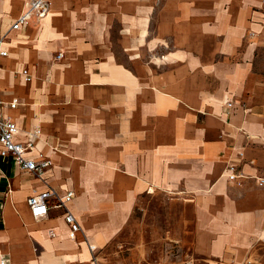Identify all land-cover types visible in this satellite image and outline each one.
<instances>
[{
	"label": "crops",
	"instance_id": "0c3cea01",
	"mask_svg": "<svg viewBox=\"0 0 264 264\" xmlns=\"http://www.w3.org/2000/svg\"><path fill=\"white\" fill-rule=\"evenodd\" d=\"M29 1L0 0L1 115L32 145L26 159L52 164L38 177L0 153V264H98L65 211L35 219L31 196L74 193L68 209L100 254L151 187L192 204L199 264H259L264 0H51L14 30Z\"/></svg>",
	"mask_w": 264,
	"mask_h": 264
},
{
	"label": "rangeland",
	"instance_id": "374dc122",
	"mask_svg": "<svg viewBox=\"0 0 264 264\" xmlns=\"http://www.w3.org/2000/svg\"><path fill=\"white\" fill-rule=\"evenodd\" d=\"M60 54L62 58L58 59ZM62 60L63 52L58 49L54 50L48 63L52 65ZM256 61V67L263 70L264 49L257 54ZM151 188L153 193L149 194ZM151 188L138 199L127 221V229L117 234L102 250L103 253L96 250L95 262L105 264L104 259H154L155 264H199L193 257L195 214L192 204L166 189ZM258 263L264 264V259Z\"/></svg>",
	"mask_w": 264,
	"mask_h": 264
},
{
	"label": "built area",
	"instance_id": "2783aa9c",
	"mask_svg": "<svg viewBox=\"0 0 264 264\" xmlns=\"http://www.w3.org/2000/svg\"><path fill=\"white\" fill-rule=\"evenodd\" d=\"M51 9V3L49 0H32L23 14L17 19L13 25L14 30H19L21 27L27 25L32 18L37 21L43 20L49 14ZM3 40L0 39V58L8 55L7 51L3 49ZM62 58V54L59 55L58 59ZM24 76L28 81L31 77L28 71L23 72ZM18 102L15 100L11 103V107L15 108ZM232 107V104H228ZM2 101L0 100V153L3 158L11 157L15 163L24 172L34 174L41 177L45 171L51 167V161L47 159H41L40 161H34L26 159L25 155L32 150V145L24 146L18 143L15 138L18 134L17 125L10 119H4L1 115ZM39 132L36 131L35 134ZM231 174L229 179L232 181L242 178L235 172V169H230ZM261 184L264 185V179L261 180ZM74 193L69 192L64 197H60L54 190H49L38 195L31 196L28 199V205L31 209V213L35 219H42L47 217L50 209H63L65 211L64 217L69 225V237L73 241H77L81 236L91 252H95L96 248L89 243L87 236L84 234L81 224L78 222L76 217L69 211L68 204L71 202ZM1 264H6L2 261Z\"/></svg>",
	"mask_w": 264,
	"mask_h": 264
},
{
	"label": "bare ground",
	"instance_id": "6f19581e",
	"mask_svg": "<svg viewBox=\"0 0 264 264\" xmlns=\"http://www.w3.org/2000/svg\"><path fill=\"white\" fill-rule=\"evenodd\" d=\"M95 247V246H94ZM96 248V247H95ZM96 250H97V248H96Z\"/></svg>",
	"mask_w": 264,
	"mask_h": 264
}]
</instances>
